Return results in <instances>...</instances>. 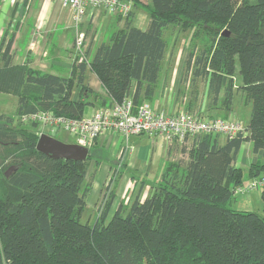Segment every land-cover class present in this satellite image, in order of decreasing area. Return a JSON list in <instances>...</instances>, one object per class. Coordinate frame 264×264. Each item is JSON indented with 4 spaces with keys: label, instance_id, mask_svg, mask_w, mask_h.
Here are the masks:
<instances>
[{
    "label": "trees",
    "instance_id": "16d2710c",
    "mask_svg": "<svg viewBox=\"0 0 264 264\" xmlns=\"http://www.w3.org/2000/svg\"><path fill=\"white\" fill-rule=\"evenodd\" d=\"M118 1L130 5L124 16L114 15L123 26L88 63L108 104L131 99L138 107L153 97L168 51L164 34L173 27L190 35L182 83L189 76L193 85L205 83L208 104L201 112L227 119L240 94L250 106L248 122L223 144L219 135L190 142L181 151L185 161H167L147 198H134L110 217L113 195L106 194L89 225L81 216L90 191L84 184L90 149L82 162L51 159L35 150L37 130L13 128L14 119L0 115L6 126L0 128V264H264V0ZM139 10L148 19L144 30L134 26ZM15 14L0 44V94L16 98L17 119L40 112L81 119L92 105L82 100L87 64L76 63L74 52L68 78L32 69L27 61L13 64L14 33L6 37L19 26ZM206 36L207 45L197 44ZM75 87L82 95L72 101ZM243 143L256 156L247 176L248 184L262 183L261 215L228 208L246 187L235 166Z\"/></svg>",
    "mask_w": 264,
    "mask_h": 264
},
{
    "label": "crops",
    "instance_id": "0c3cea01",
    "mask_svg": "<svg viewBox=\"0 0 264 264\" xmlns=\"http://www.w3.org/2000/svg\"><path fill=\"white\" fill-rule=\"evenodd\" d=\"M13 10L16 11L13 21L20 22V29L10 51L12 63L22 65L27 61L32 69L63 78L70 77L73 72L76 60L73 43L78 33L84 35V48L91 58L96 47L100 43H108L109 34L123 26V22H119L117 17L109 16L101 9L97 11L87 9L85 17L76 26L72 20L71 10L63 8L59 0H33L28 9L20 7L19 2L13 4V0H0V44ZM147 23L145 11L139 10L134 26L144 30ZM166 31L170 37L168 51L155 93L144 103L156 112L180 113L181 102L178 101V96L184 86L182 77L188 52L186 43L190 35L189 32H178L173 27ZM105 32H109L106 41ZM76 63H79V59ZM82 87L85 88L83 95L80 89L75 87L71 100L77 101L82 95V100L92 103L87 106L92 108V114L102 107L103 100H106V104L110 102L97 77L89 70V66L85 68ZM233 105L232 111L239 105L236 96ZM247 107L250 106L239 107L238 113L244 109L243 114L240 117L237 114L238 119L236 118L242 128L247 124L244 123ZM83 118H87L84 112ZM219 142L223 144L224 137H220ZM177 150L176 143H167L159 137L139 135L124 139L118 133L109 131L103 133L89 150L91 160L84 184H90V191L85 198V209H91L95 220L98 216L97 209L108 193L113 195L109 217L119 208L126 210L134 198L144 200L150 195L152 186L158 181L166 162L179 153ZM255 160L256 156L251 152L250 143H243L237 153L235 166L247 176L248 167ZM247 178L251 180L248 176ZM250 205L248 195L245 206Z\"/></svg>",
    "mask_w": 264,
    "mask_h": 264
},
{
    "label": "built area",
    "instance_id": "2783aa9c",
    "mask_svg": "<svg viewBox=\"0 0 264 264\" xmlns=\"http://www.w3.org/2000/svg\"><path fill=\"white\" fill-rule=\"evenodd\" d=\"M14 1V0H13ZM62 7L70 9L73 23L77 26L86 15V10L97 11L101 9L109 16L120 13L124 16L130 9L126 2L118 0H59ZM20 4L25 3L24 9H28L33 0H16ZM20 29L15 32L10 30L6 41L14 33L13 41ZM84 35L78 33L74 39L73 50L89 66L90 56L84 48ZM12 41V45H13ZM11 45V47H12ZM11 51V50H10ZM24 123L37 124L38 137L51 129L63 130L74 140V144L90 149L96 139L109 131L118 133L124 139L129 136L146 135L159 137L167 143L194 142L200 136L211 135L231 139L243 128L231 113L227 119H203L198 115L178 113H160L149 107L146 103L135 107L131 99H125L121 103L111 102L99 107L91 117L81 119H64L54 117L49 113H36L19 118ZM262 187L260 181H252L246 185L240 193L251 190H259Z\"/></svg>",
    "mask_w": 264,
    "mask_h": 264
},
{
    "label": "rangeland",
    "instance_id": "374dc122",
    "mask_svg": "<svg viewBox=\"0 0 264 264\" xmlns=\"http://www.w3.org/2000/svg\"><path fill=\"white\" fill-rule=\"evenodd\" d=\"M12 1V0H11ZM146 1V0H143ZM16 3V0L13 1V4ZM144 13V12H143ZM13 24H15L13 22ZM6 30V29H5ZM11 29L8 30V33L10 32ZM167 32V31H166ZM165 32L164 34V38L167 42H169L170 37L167 35V33ZM5 33V32H4ZM109 32H105L104 33V41L107 40ZM110 36V34H109ZM188 41V39H187ZM208 37L206 36V38L203 40H200L197 42V44L199 42H201L203 45H207L208 44ZM201 43H199V45H201ZM189 43H186V46L188 47ZM201 46H199L200 48ZM188 51V48H187ZM186 52V50H185ZM188 81L185 83V87H183V89H181L179 96H178V101L181 102V107L179 108L180 112L183 113H187V114H200L203 118L206 117H210L215 116L216 118H218L220 115H217L216 112H211L213 110L208 111L206 108L203 110V112H201V107L202 105H204L203 107H206V105L208 104V102L205 100V83L202 81H197L195 83V85L191 84L190 82V76L187 79ZM236 83V82H235ZM237 97V102L239 105H237L236 107H234V110L232 111V114L234 116H236V118L238 119V116L240 117V115L243 114V110L241 112L238 113L239 107H245L243 105V97L240 96V94L236 95ZM236 105V104H234ZM233 105V106H234ZM16 98L12 97V96H8V95H4V94H0V115H4L6 117H10L14 119V123L11 124L13 128H24L27 129L29 131H36L37 129V124H31V123H24L21 121H19V119L16 118L15 116V109H16ZM249 112H250V107H247V115H246V119H244V123L246 124L248 121V117H249ZM92 114V108L91 107H87L85 108L84 111V116L85 117H91L90 115ZM238 114V116H237ZM93 115V114H92ZM6 126L4 125L3 122H0V128H5ZM10 127V126H9ZM45 134L48 135L49 137L66 143V144H74V140L71 136H69L65 131L63 130H57V129H51V130H47L45 131ZM187 143H190V141H186ZM186 142L184 143H176L177 144V148H178V154L176 157L170 159L167 163H177L178 161H185V155L182 153L181 151L182 149H187V147H189V145L186 144ZM186 144V145H185ZM185 153V152H184ZM143 177V176H142ZM141 177V178H142ZM145 178V176L143 177ZM248 178L246 176V173L244 172V177H243V186H246V184H248ZM251 201V205L250 206H245V199L248 198V195ZM261 189L259 190H251L247 193H239L236 192L233 200L231 201L230 205H229V209L231 210H240V211H251L254 213H257L259 215H261L262 213V208H263V202L261 200ZM246 196V197H244ZM81 223L85 224V223H89V225H92L94 223V214L91 211V209H85L83 215L81 216Z\"/></svg>",
    "mask_w": 264,
    "mask_h": 264
},
{
    "label": "water",
    "instance_id": "95a60500",
    "mask_svg": "<svg viewBox=\"0 0 264 264\" xmlns=\"http://www.w3.org/2000/svg\"><path fill=\"white\" fill-rule=\"evenodd\" d=\"M35 150L37 153L54 160L85 161L88 156V149L76 144H66L57 141L46 134L38 137Z\"/></svg>",
    "mask_w": 264,
    "mask_h": 264
}]
</instances>
